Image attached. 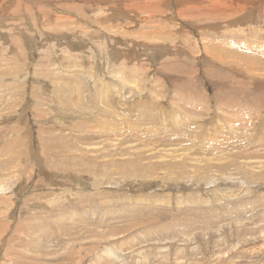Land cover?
<instances>
[{"label": "rangeland", "instance_id": "rangeland-1", "mask_svg": "<svg viewBox=\"0 0 264 264\" xmlns=\"http://www.w3.org/2000/svg\"><path fill=\"white\" fill-rule=\"evenodd\" d=\"M0 264H264V0H0Z\"/></svg>", "mask_w": 264, "mask_h": 264}, {"label": "bare ground", "instance_id": "bare-ground-1", "mask_svg": "<svg viewBox=\"0 0 264 264\" xmlns=\"http://www.w3.org/2000/svg\"><path fill=\"white\" fill-rule=\"evenodd\" d=\"M74 251V250H73Z\"/></svg>", "mask_w": 264, "mask_h": 264}]
</instances>
